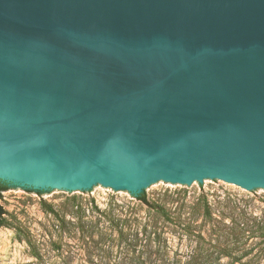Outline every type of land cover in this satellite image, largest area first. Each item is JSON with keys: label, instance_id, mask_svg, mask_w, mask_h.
I'll return each instance as SVG.
<instances>
[{"label": "water", "instance_id": "95a60500", "mask_svg": "<svg viewBox=\"0 0 264 264\" xmlns=\"http://www.w3.org/2000/svg\"><path fill=\"white\" fill-rule=\"evenodd\" d=\"M0 180L264 192V0H0Z\"/></svg>", "mask_w": 264, "mask_h": 264}, {"label": "rangeland", "instance_id": "374dc122", "mask_svg": "<svg viewBox=\"0 0 264 264\" xmlns=\"http://www.w3.org/2000/svg\"><path fill=\"white\" fill-rule=\"evenodd\" d=\"M145 192L149 204L109 186L10 185L0 264H264V192L165 180Z\"/></svg>", "mask_w": 264, "mask_h": 264}, {"label": "trees", "instance_id": "16d2710c", "mask_svg": "<svg viewBox=\"0 0 264 264\" xmlns=\"http://www.w3.org/2000/svg\"><path fill=\"white\" fill-rule=\"evenodd\" d=\"M9 186L10 185L8 183L0 180V199H2V197H3V192L9 189ZM133 196L136 197L141 202H143L145 204H149L145 190L142 191L141 193L134 194ZM6 214H7V211L0 202V226L9 225V222L6 219Z\"/></svg>", "mask_w": 264, "mask_h": 264}]
</instances>
